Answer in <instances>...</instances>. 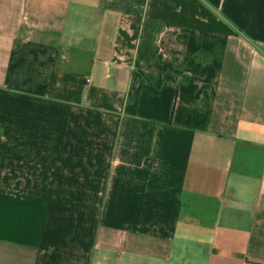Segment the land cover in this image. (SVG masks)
<instances>
[{
	"label": "crops",
	"instance_id": "0c3cea01",
	"mask_svg": "<svg viewBox=\"0 0 264 264\" xmlns=\"http://www.w3.org/2000/svg\"><path fill=\"white\" fill-rule=\"evenodd\" d=\"M73 250L264 264V0H0V258Z\"/></svg>",
	"mask_w": 264,
	"mask_h": 264
},
{
	"label": "rangeland",
	"instance_id": "374dc122",
	"mask_svg": "<svg viewBox=\"0 0 264 264\" xmlns=\"http://www.w3.org/2000/svg\"><path fill=\"white\" fill-rule=\"evenodd\" d=\"M64 260L67 261L68 264H113V260H118L117 257L114 256L112 258L108 254H100L99 252H89L87 256L86 252H81L77 250L66 251ZM13 258H0V263L2 264H14ZM5 263H4V262ZM140 261V260H139ZM143 264H167L165 261L157 260V262L150 261H141Z\"/></svg>",
	"mask_w": 264,
	"mask_h": 264
}]
</instances>
